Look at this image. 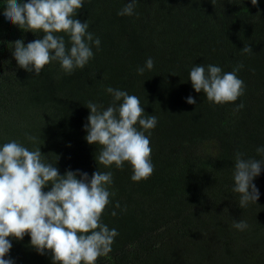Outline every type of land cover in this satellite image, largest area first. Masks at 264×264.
Instances as JSON below:
<instances>
[{
	"label": "trees",
	"instance_id": "16d2710c",
	"mask_svg": "<svg viewBox=\"0 0 264 264\" xmlns=\"http://www.w3.org/2000/svg\"><path fill=\"white\" fill-rule=\"evenodd\" d=\"M127 2L84 0L77 18L100 39L93 57L72 73L53 61L35 75L17 66L12 41L27 44L42 33L6 22L0 0V146L15 140L40 148L46 163L58 156L61 174L112 173L101 219L118 235L96 264H264V167L254 180L256 203L240 208L232 191L237 152L264 160L256 151L264 147V0H137L133 15H117ZM244 45L252 53H242ZM148 58L154 67L138 75ZM194 64L223 72L242 64L236 74L243 94L232 103L209 102L188 80ZM108 87L137 96L145 117H157L149 136L154 171L146 180L133 182L127 163H96L99 146L85 140L86 105L107 107ZM189 96L196 104L186 102ZM234 219L248 227L233 228ZM29 241L11 240L5 258L52 264Z\"/></svg>",
	"mask_w": 264,
	"mask_h": 264
},
{
	"label": "clouds",
	"instance_id": "9594fccd",
	"mask_svg": "<svg viewBox=\"0 0 264 264\" xmlns=\"http://www.w3.org/2000/svg\"><path fill=\"white\" fill-rule=\"evenodd\" d=\"M250 2L258 4V0ZM136 3L128 0L117 15H133ZM83 6L84 0H5L2 14L6 22L24 32L42 33V38L27 44L22 38L12 41L17 66L35 75L53 61L59 62L66 73L84 68L100 39L88 31L86 20L77 18ZM59 33L68 36L67 43ZM241 52L252 53V48L244 45ZM153 67L152 58H148L137 74L143 75ZM242 67L240 64L231 72H223L219 66L194 64L188 80L194 91L203 93L209 102L232 103L244 92V82L236 74ZM105 91L112 97L107 107L91 101L86 105L89 115L83 126L85 140L99 146L96 163L106 168H123L127 163L133 182L146 180L154 171L149 136L157 117H145L137 96L112 87ZM186 102L196 104L192 96ZM256 151L264 156V147ZM42 154L40 148L29 150L15 140L0 146V264H14L13 259L5 258L12 248L11 240H22L25 235L38 254H50L52 264H96L99 257L111 251L118 235L101 219L113 195L107 187L112 184V173L97 169L89 177L77 169L61 174L55 166L59 157L56 155L54 164L46 163ZM262 167L264 160L236 153L232 191L239 194L240 208L259 199L254 180ZM46 187L49 190L45 191ZM114 208H120L119 202ZM116 214L115 210L111 212ZM232 227L243 231L248 224L234 219Z\"/></svg>",
	"mask_w": 264,
	"mask_h": 264
}]
</instances>
